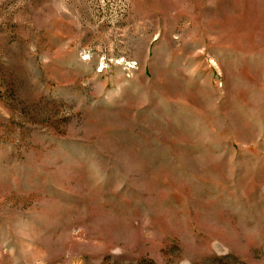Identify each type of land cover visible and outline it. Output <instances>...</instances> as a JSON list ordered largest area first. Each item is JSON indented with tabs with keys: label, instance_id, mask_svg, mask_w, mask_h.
Masks as SVG:
<instances>
[{
	"label": "rangeland",
	"instance_id": "obj_1",
	"mask_svg": "<svg viewBox=\"0 0 264 264\" xmlns=\"http://www.w3.org/2000/svg\"><path fill=\"white\" fill-rule=\"evenodd\" d=\"M0 264H264V0H0Z\"/></svg>",
	"mask_w": 264,
	"mask_h": 264
},
{
	"label": "built area",
	"instance_id": "obj_2",
	"mask_svg": "<svg viewBox=\"0 0 264 264\" xmlns=\"http://www.w3.org/2000/svg\"><path fill=\"white\" fill-rule=\"evenodd\" d=\"M135 64H131V65H129V68H131V67H133Z\"/></svg>",
	"mask_w": 264,
	"mask_h": 264
}]
</instances>
